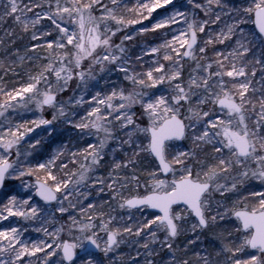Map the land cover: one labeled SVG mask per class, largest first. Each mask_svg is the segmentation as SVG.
Instances as JSON below:
<instances>
[{
  "label": "snow or ice",
  "instance_id": "obj_1",
  "mask_svg": "<svg viewBox=\"0 0 264 264\" xmlns=\"http://www.w3.org/2000/svg\"><path fill=\"white\" fill-rule=\"evenodd\" d=\"M166 5H173L171 14L141 32L181 22L186 28L157 46L141 47L133 61L124 47L133 36L125 34L119 43L114 38ZM122 8L134 18L126 19ZM9 20L42 42L25 57L11 48L15 39H0V190L6 181H19L4 193L0 221H38L34 231L46 239L29 242L21 238L26 228L0 229V264H157L161 252L170 255L169 264H264V191H241L249 179L264 183V0H184L179 7L174 0H138L134 9L123 0H0V24ZM6 35L15 37V31ZM26 58L46 63L19 87L7 88L4 76H18L17 61L22 65ZM113 71L127 88L114 87L103 97L96 92L87 116L71 119L66 106L75 115L84 101L75 95L67 105L58 101L69 81L86 84L97 72ZM30 104L54 109L52 119L13 123L5 115ZM57 120L79 129L80 139L97 140L69 150L72 171H65L68 163L56 164L66 146L34 164L26 158L44 138L22 151L27 133L43 125L50 137ZM110 141L116 142L112 152L121 155L109 162L107 177L94 175ZM81 188L107 190L110 198L84 207L80 198L88 200V194ZM229 193L235 196L230 206ZM78 204L77 215L70 209ZM223 220L232 224L219 235L215 255H177L180 235ZM142 235L143 243L130 239ZM121 245H138L135 256L118 254Z\"/></svg>",
  "mask_w": 264,
  "mask_h": 264
},
{
  "label": "rangeland",
  "instance_id": "obj_2",
  "mask_svg": "<svg viewBox=\"0 0 264 264\" xmlns=\"http://www.w3.org/2000/svg\"><path fill=\"white\" fill-rule=\"evenodd\" d=\"M174 3L177 7H179L181 4L184 3V0H174ZM232 3H239V0H232ZM123 4L127 5L128 9H134L136 8L138 4V0H123ZM121 11L123 12L125 18H134L133 12H127L124 11L122 8ZM173 11V5H166L164 8L157 9L155 12H153L152 16L148 19H142L141 23L128 26L127 28H124L121 32L117 33V36L114 38L116 43L120 42V39L125 34H130L133 36L132 40H126L124 41V47L128 50L127 55L132 57L133 61L135 60V56L141 53V47H150V46H157L164 42L165 39L171 40L172 35H178L179 30L186 28V25H184L182 22L178 25H171L169 29H159L155 32L149 30L147 32H141V29L143 28H149L151 29L153 24L161 19L166 18L168 15L171 14ZM113 28H115V24L112 25ZM249 28L253 27L251 25L248 26ZM15 31V37H9L6 35V32L9 31ZM0 39H3L5 42H9L12 39H15L14 44H10L11 48L14 51H17L20 56H32L35 55L32 52H28L27 49L31 47L32 44L42 42V41H33L31 40V33H23L20 30V27L17 25L12 24V22L9 20L7 23L0 24ZM50 39V38H49ZM176 47L179 48V45L177 44ZM218 49L223 50L224 45H216ZM42 49H37V52L42 53ZM180 51H183V49H180ZM211 55V53H209ZM162 55V53H161ZM0 58H2V53H0ZM13 59H15L13 57ZM144 60L150 63V58L145 56ZM164 62V61H162ZM46 63V61H29L27 58L25 59L24 63L21 65L19 61H17L16 71L19 72V75H13L12 73H9L7 76H4V81L6 82L7 88H13V87H19L22 85L25 81L28 79V73H35L38 71V65ZM148 63L145 64V68H147ZM167 63V62H164ZM191 66V61H189L185 65V75H187L188 69ZM0 75H3V72L0 71ZM101 76H104L103 79H101ZM116 88L117 90L120 87L127 88V82L123 81V75L120 73H117L113 71L112 73L108 75H104L103 73L97 72L95 74V79L89 80L86 84L81 83L78 79L74 78L73 80L69 81L67 90L61 94L58 95V101L64 102L65 105H67V102L73 95H75L76 98L83 97L84 103L82 106H76L75 107V115L72 114L73 110L71 108H68L66 106V111L69 113V116L71 119H73L76 122H79L81 117L87 116V111H90L91 108L89 107V101H91L92 95H94L96 92L101 93V97H103L106 94H110L113 88ZM117 100H114L113 103H117ZM92 106H95V101H91ZM59 107V105H58ZM101 110H104V106H101ZM54 109L50 107H45L42 111L37 109L34 104L28 105L27 109L17 108L15 111L9 110L5 115L12 120L13 123H23L24 120L32 121L37 120L41 117L44 119H52V113ZM135 111L139 113L140 109L139 106H136ZM23 118V119H21ZM3 117H0V120H3ZM61 120L63 118H60ZM31 127L32 125L29 124ZM54 126L56 127L57 131L53 133L52 136H48V133L45 131V128L47 126H40L39 128H34L32 132L27 133L26 135V142L24 143V147L22 148V151L24 149L28 148L29 143H35L36 140H41L43 137L44 139L41 140L40 144L36 145L35 150H30L32 152L31 156H28L26 159L30 160L33 164L37 161L44 162L47 159H49L54 152L58 148H65V155L62 156L60 159L56 161L57 166L63 161L64 163H68V168L65 169V171H72L75 169V165H72L69 163V150L70 151H78L83 148H86L88 143H96V137L95 135L85 136L83 139H80L77 133L80 131L79 129H75L71 126V124H63L60 122V120H57L54 122ZM53 138V139H52ZM116 146L115 141H110L109 146L105 149V156L104 161L101 162V165L98 166V168L95 170L94 175L97 176H104L107 177L108 171H109V162L112 160L113 156L115 155L117 158L120 157L121 153L112 152V147ZM24 159V157H22ZM142 167L145 169L150 168V164L148 161H143ZM54 171L57 172L59 176L63 175V172L59 171L58 169H54ZM19 181L15 180H9L6 181L5 188L0 190V206H2L4 203H7V200L4 196V193L8 192L9 189L13 185H18ZM99 187L98 185L96 186ZM249 190H255V191H264V183H261L257 179H249L245 182L243 187L241 188V191L243 195H248ZM80 191L88 194V200L83 199L81 197V201L83 203V206L86 207L89 200H92L96 203H101L105 200H108L109 194L107 190L104 193H97V191L93 190L89 193L88 188H81ZM142 191V190H141ZM135 193H128L125 192V195H130ZM228 199L225 200V204L229 205L231 204L232 200L235 199V196L232 194H226ZM219 199V196H217ZM38 199V198H37ZM73 202L75 203V199L73 198ZM67 205V202H65ZM55 205V202H53ZM79 208L80 205L78 204L76 209H70V211H73L74 214H79ZM120 211L118 208L116 209L115 215H119ZM59 216L60 214L57 213ZM134 215L141 216V215H148V213H138L134 212ZM67 219V216L65 215V220ZM63 222V221H61ZM232 221L229 220H223L219 221L216 226H210L207 229H197L196 233H193L191 231H188L186 234L180 235L176 240V247L180 249L177 251V255L180 258H191L192 260H195V254L198 252L201 255L204 254H210L215 255L217 251H219L221 242L218 238L221 233L226 232V230L231 228ZM9 226H16L20 227L22 230L24 228L27 229V231H22V239L34 242L39 241L41 239H46L42 232L34 231L35 228L40 227V223L38 221H25L20 217H10L6 221H0V229L7 228ZM49 227V231L52 230L51 226ZM198 236V238H197ZM132 240L139 239L140 243L144 242V237L140 238H130ZM188 240L195 241L194 244H188ZM185 245H187V251L183 250ZM138 245H121L120 249H118V254H123L127 257L129 253H131L133 256H135V248H137ZM154 247H159V245H156ZM141 253H143V249H140ZM41 255V254H38ZM154 259L157 261V264H169V261L171 260L170 255L167 252H161L159 256L154 257ZM222 259V257H221Z\"/></svg>",
  "mask_w": 264,
  "mask_h": 264
},
{
  "label": "trees",
  "instance_id": "obj_3",
  "mask_svg": "<svg viewBox=\"0 0 264 264\" xmlns=\"http://www.w3.org/2000/svg\"><path fill=\"white\" fill-rule=\"evenodd\" d=\"M53 139V138H52Z\"/></svg>",
  "mask_w": 264,
  "mask_h": 264
}]
</instances>
